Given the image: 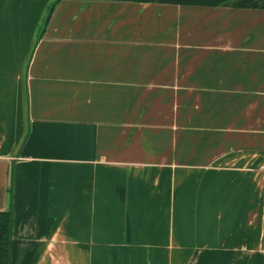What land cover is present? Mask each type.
<instances>
[{
	"label": "crops",
	"instance_id": "1",
	"mask_svg": "<svg viewBox=\"0 0 264 264\" xmlns=\"http://www.w3.org/2000/svg\"><path fill=\"white\" fill-rule=\"evenodd\" d=\"M264 0H0L11 264H264Z\"/></svg>",
	"mask_w": 264,
	"mask_h": 264
},
{
	"label": "trees",
	"instance_id": "2",
	"mask_svg": "<svg viewBox=\"0 0 264 264\" xmlns=\"http://www.w3.org/2000/svg\"><path fill=\"white\" fill-rule=\"evenodd\" d=\"M12 227L10 212H0V264H11Z\"/></svg>",
	"mask_w": 264,
	"mask_h": 264
},
{
	"label": "built area",
	"instance_id": "3",
	"mask_svg": "<svg viewBox=\"0 0 264 264\" xmlns=\"http://www.w3.org/2000/svg\"><path fill=\"white\" fill-rule=\"evenodd\" d=\"M263 171H264V168H263Z\"/></svg>",
	"mask_w": 264,
	"mask_h": 264
}]
</instances>
